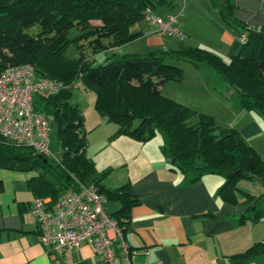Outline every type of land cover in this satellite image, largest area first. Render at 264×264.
<instances>
[{
  "label": "trees",
  "instance_id": "16d2710c",
  "mask_svg": "<svg viewBox=\"0 0 264 264\" xmlns=\"http://www.w3.org/2000/svg\"><path fill=\"white\" fill-rule=\"evenodd\" d=\"M219 1L222 21L247 33L239 53L229 60L206 49L184 47L180 42L177 50L123 55L93 67L83 45L73 60L61 59L71 43L66 38L68 31L79 30L78 41L86 42L91 55L99 53L140 38L142 32L134 26L147 11L171 8L172 0H0V75L8 66L29 64L40 77L64 84L82 80L95 91L98 114L116 124L118 129L112 139L127 136L147 142L160 135L161 153L173 169L190 184L207 175L222 177L218 196L233 204L240 180H256L264 187L261 157L233 128L219 126L212 116L193 111L161 93L165 83L183 80V71L171 64L173 61L205 64L219 78L223 96L242 110L264 115V30L244 28L233 17V0ZM213 4L216 6L217 1L213 0ZM69 97L66 89L36 103L57 125L62 147L60 162L52 165L49 159H39L32 149L0 137V168L42 170L53 182L38 175L28 181V186L36 198L49 197L53 201L69 188L73 178L94 184L107 202L118 206L108 217L116 222L125 240L130 210L138 199L129 183L111 190L103 186L104 177L94 179L95 166L86 155L83 117L69 105ZM245 197L249 203L254 199ZM248 214L253 221L262 219L264 192L241 222L250 219ZM263 253L264 244L258 243L233 258L242 263Z\"/></svg>",
  "mask_w": 264,
  "mask_h": 264
},
{
  "label": "crops",
  "instance_id": "0c3cea01",
  "mask_svg": "<svg viewBox=\"0 0 264 264\" xmlns=\"http://www.w3.org/2000/svg\"><path fill=\"white\" fill-rule=\"evenodd\" d=\"M214 1H217L216 6L213 0H188L193 8L203 13L201 30L209 37L205 49L229 60L239 53L242 46L239 38L247 33L242 28L225 24L220 14V1ZM232 3L233 17L241 26L254 32L264 30V0H233ZM180 27L188 37L186 28ZM168 46L166 43L164 50H169ZM182 68L195 81L192 89L197 91L204 87L208 103L189 105L186 101L185 106L213 118L217 117L212 115L215 114L212 106L224 107L232 113L230 119H215L216 123L236 130L264 162V116L242 110L223 96L219 78L215 89L208 90L200 70L204 68L205 73L210 72L205 64L189 62ZM167 83L161 87V93ZM84 129L86 131L85 124ZM117 129L115 123L109 122L102 130V139L108 140ZM114 140L115 143H109L114 146L113 153L100 161L107 162L106 170H111L102 184L112 190L129 183L138 199V204L130 210L125 234V241L134 251L133 264H264V253L242 263L233 258L255 244H264V214L259 221L251 220L248 214L250 219L241 222L249 207L264 192L258 181L240 180L235 203L229 204L218 196L222 177L207 175L190 184L173 169L170 160L161 153L162 137L157 135L147 142H137L127 136ZM38 175L45 179L49 176L42 170L21 172L0 168V264H102L89 245L63 254L51 253L41 246L38 226L30 213L36 197L28 186V181ZM245 195L254 198L251 203ZM117 208L115 203L106 201L107 213Z\"/></svg>",
  "mask_w": 264,
  "mask_h": 264
},
{
  "label": "built area",
  "instance_id": "2783aa9c",
  "mask_svg": "<svg viewBox=\"0 0 264 264\" xmlns=\"http://www.w3.org/2000/svg\"><path fill=\"white\" fill-rule=\"evenodd\" d=\"M145 19L157 36L180 42L186 38L177 17L163 18L147 11ZM239 40L245 43L246 36ZM67 88L60 81L37 76L32 65L6 67L0 75V137L57 162L49 121L36 103ZM105 203L94 184L76 178L55 201L49 197L35 198L30 213L38 226L41 246L51 253L63 254L89 245L102 264H133L134 251L116 222L108 217Z\"/></svg>",
  "mask_w": 264,
  "mask_h": 264
},
{
  "label": "rangeland",
  "instance_id": "374dc122",
  "mask_svg": "<svg viewBox=\"0 0 264 264\" xmlns=\"http://www.w3.org/2000/svg\"><path fill=\"white\" fill-rule=\"evenodd\" d=\"M186 5V9H185ZM188 5V8H187ZM172 8L167 10L165 7H156L153 10V14L158 17H163L166 14L168 16H174L179 19L180 25L183 28H186V34L188 37L183 41L182 45L184 47L190 48H201L205 49L206 43H209V37L207 34L203 33L201 28H203V13L199 8H193V4H189L188 0H172ZM183 12V13H182ZM182 13V15H180ZM91 24L96 25L99 22H91ZM138 27V28H137ZM139 31H141L143 36L137 38L133 41L123 43L121 45L116 46L113 49H108L101 51L99 53L92 54L86 48V42L83 40H79L81 32L75 28L68 31L66 34V38L71 41L68 48H66L61 54V59L63 61H71L79 55L80 45L84 46V54L86 58H89L93 67H99L104 65L105 63H109L112 59L123 55H145L149 51H160L164 50L165 44H169V50H177L180 45V41L176 38L170 37H162L157 36L154 33V29L152 26L146 21L145 18L141 19L136 25ZM33 29L29 30L32 32ZM211 35V34H209ZM209 51V50H208ZM115 52V54H114ZM212 52V51H210ZM214 53V52H213ZM216 54V53H215ZM220 55V54H218ZM221 56V55H220ZM222 57V56H221ZM224 59V58H223ZM225 60V59H224ZM189 63V62H188ZM187 61H173L171 64L179 67L183 71L184 79L181 82H169L163 89L162 95L167 99H170L176 103L184 104V102H188L189 105H208L207 97L205 95L204 87L199 90H194L191 86L196 85L195 81L188 76L186 72H184L183 65L188 64ZM191 64V63H190ZM201 72L204 75V84H207L208 90H214L215 85L217 84V75L214 71L210 70V72H206L204 68H200ZM69 88H67L70 97L68 99L69 105L72 107H76L82 114L84 124L86 126V135L89 141V146L87 145L86 154L93 161L95 166L94 171V179L104 177V180L107 179L109 175V170H106L107 162L101 163L100 161L104 159H108V155L112 154L114 151V146L109 144L110 142H114L112 139L113 136L108 138V140L102 139V130L105 126H108L110 122L108 118L101 117L96 108V94L95 91L89 88L82 80L78 79L76 81H71L66 83ZM169 96V97H168ZM180 100L181 102L177 101ZM185 106V104H184ZM191 109V106H185ZM196 107V106H193ZM215 114H212L216 121L223 120L224 118L230 119L229 115L232 114L228 110H225L224 107L221 109L220 107L212 106ZM192 110V109H191ZM246 111V110H245ZM264 116L263 114H260ZM48 121L51 127V143L52 149L55 153V157L57 162L61 160L62 147L57 139V125L54 122L52 117H48ZM111 123V122H110ZM158 138H161L158 135ZM54 161H51L52 165H55ZM113 172V171H112ZM113 174V173H112ZM48 181L53 182V179L49 176H46ZM103 180V181H104ZM239 186V184H238Z\"/></svg>",
  "mask_w": 264,
  "mask_h": 264
},
{
  "label": "water",
  "instance_id": "95a60500",
  "mask_svg": "<svg viewBox=\"0 0 264 264\" xmlns=\"http://www.w3.org/2000/svg\"><path fill=\"white\" fill-rule=\"evenodd\" d=\"M257 35L260 36V34H257ZM38 158H39V159H42V157H41L40 155H38ZM43 162H46V160L43 159Z\"/></svg>",
  "mask_w": 264,
  "mask_h": 264
}]
</instances>
